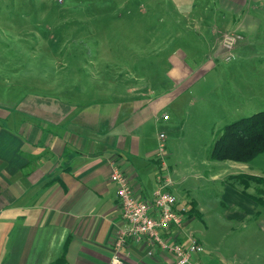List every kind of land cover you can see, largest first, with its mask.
<instances>
[{"label": "crops", "instance_id": "crops-1", "mask_svg": "<svg viewBox=\"0 0 264 264\" xmlns=\"http://www.w3.org/2000/svg\"><path fill=\"white\" fill-rule=\"evenodd\" d=\"M171 1L192 15L196 28L212 40L216 55L223 49V35L242 37L243 53L235 59L242 69L238 75L256 82L233 96L221 87L210 94L215 106L223 109L229 103L256 109L264 78V0ZM140 10L145 11L144 4ZM143 29L149 26L141 25ZM249 45H255L252 53L246 52ZM9 58L0 56V62H18ZM185 60L182 53L167 56L163 77L169 85L162 86L155 73L110 64L126 60L87 57L84 63L97 67L108 62L107 67L115 70L108 76L100 70L96 77L88 73L98 78L93 85L102 86L100 79L108 78L104 85L108 96L89 100H78L75 83L57 94L21 93L14 80L3 84L11 97L0 101V264H175L171 254L141 240L129 238L115 249V230L123 222L116 184L110 179L114 166L128 177L137 198L151 200L159 184L176 196L177 208L186 210L184 225L167 234L179 244L186 245L189 235L201 243L195 235L197 221L204 228L209 220L260 221L264 205L253 198L256 183L244 186L235 178L264 177L251 161L213 160L210 150L204 155L189 152L188 163L175 180L176 171L162 166L156 155L159 134H165L163 143L169 147L167 133L182 131L184 111L194 106L191 100L196 97L184 95L186 88L200 85L210 73L226 74L212 72V61L197 70ZM18 68L9 65V77L16 78ZM196 122L201 124L200 119ZM198 157L199 163L194 160ZM236 251L230 257L234 261ZM208 252L194 255L188 264H225Z\"/></svg>", "mask_w": 264, "mask_h": 264}, {"label": "rangeland", "instance_id": "rangeland-1", "mask_svg": "<svg viewBox=\"0 0 264 264\" xmlns=\"http://www.w3.org/2000/svg\"><path fill=\"white\" fill-rule=\"evenodd\" d=\"M148 1L146 5L145 0H0V56L18 61L0 62V101L10 96L3 84L13 80L21 93L57 94L76 84L78 100H89L108 96L104 88L108 78L100 79L102 86L92 84L98 78L93 79L88 73L96 77V70L108 76L115 72V65H129L137 73H155L159 77L156 82L167 86L169 80L163 76L170 53L185 54V62L197 65V70L207 60L212 61V72L226 74L214 77L210 73L200 85L186 88L184 95L196 97V101L191 100L194 106L189 105L184 111L182 131L166 135L169 147L165 148V167L176 171L172 177L177 180L188 163L187 153L209 154L212 136L215 139L225 124L264 110V78L260 79L256 109H242L236 103H229L225 109L215 106L210 93H216L217 87L233 96L256 82L251 77L240 80L238 75L242 69L236 66L235 59L236 54L243 53L242 37L233 45L230 59H226V50L223 48L216 55L212 40L196 28L192 15L183 8H176L171 0ZM143 4L145 11L141 13ZM141 25L149 29L141 30ZM254 47L249 45L246 52L252 53ZM87 57L98 61L122 59L127 63L110 62L114 66L111 70L108 62H99L97 67L92 62L84 63ZM12 64L19 66L16 78L9 77L8 67ZM198 119L201 124L196 122ZM194 160L201 161L199 157ZM250 164L264 171V152ZM257 178L260 181H252L258 188L256 194L264 197V177ZM194 223H198L195 235L201 240L202 253L212 251L225 264H264V216L260 221L209 220L206 228L198 221ZM225 226H231V230ZM234 249L238 252L235 261L230 258Z\"/></svg>", "mask_w": 264, "mask_h": 264}, {"label": "built area", "instance_id": "built-area-1", "mask_svg": "<svg viewBox=\"0 0 264 264\" xmlns=\"http://www.w3.org/2000/svg\"><path fill=\"white\" fill-rule=\"evenodd\" d=\"M239 37L237 34L223 35L221 45L226 50V59H230L231 49ZM163 118L167 119V115H163ZM164 138L165 134L160 133L156 155L160 159L161 165L165 167ZM110 179L116 184L115 195L123 222V225L118 226L115 230L114 246L116 250L127 239L133 238L171 254L175 264L191 263L192 257L203 251L202 244L192 235L188 236V243L182 245L167 234L171 228H182L186 210L177 208L176 196L163 189L164 184H159L154 188L151 200H145L134 195L128 177L115 166Z\"/></svg>", "mask_w": 264, "mask_h": 264}, {"label": "trees", "instance_id": "trees-1", "mask_svg": "<svg viewBox=\"0 0 264 264\" xmlns=\"http://www.w3.org/2000/svg\"><path fill=\"white\" fill-rule=\"evenodd\" d=\"M261 152H264V110L225 124L212 142L209 157L247 163ZM235 178L244 186L250 181H260L250 175H237ZM253 198L264 205V197L257 195Z\"/></svg>", "mask_w": 264, "mask_h": 264}]
</instances>
